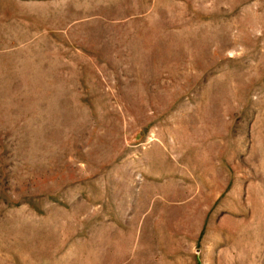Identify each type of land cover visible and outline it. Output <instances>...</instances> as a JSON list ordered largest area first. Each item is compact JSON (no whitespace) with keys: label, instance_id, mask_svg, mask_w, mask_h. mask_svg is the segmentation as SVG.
<instances>
[{"label":"rangeland","instance_id":"1","mask_svg":"<svg viewBox=\"0 0 264 264\" xmlns=\"http://www.w3.org/2000/svg\"><path fill=\"white\" fill-rule=\"evenodd\" d=\"M0 264H264V0H0Z\"/></svg>","mask_w":264,"mask_h":264}]
</instances>
